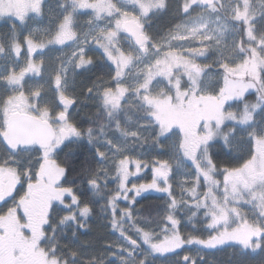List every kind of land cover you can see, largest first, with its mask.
Listing matches in <instances>:
<instances>
[{
	"label": "rangeland",
	"instance_id": "rangeland-1",
	"mask_svg": "<svg viewBox=\"0 0 264 264\" xmlns=\"http://www.w3.org/2000/svg\"><path fill=\"white\" fill-rule=\"evenodd\" d=\"M26 1L32 16L17 22L14 17L20 15L12 3L23 1L10 0L9 5L0 0V25H18L20 31L14 37L0 35L4 49L0 51V264H84L86 256L68 253L61 244L68 226L86 231L85 223L93 214L90 206L96 200L105 209L99 214L104 216L102 223L112 233L107 257L121 264H197L204 255L212 264L215 253L216 264H222L221 253L232 247L238 253H251L238 254L229 263L225 258L224 264H246L250 255L264 253V238L250 248L254 239L264 236V190L254 199L245 194L249 200L240 205L232 198L235 193L229 197L222 185L213 188L212 170L205 182L209 189L200 185L196 175L181 171L177 153L178 148L189 149L190 134H195L193 142L199 147L224 120L235 123L230 134L245 126L251 119L250 108H245L248 100L240 106L239 120L226 106L250 93L260 103L255 109L264 119V95L259 93L264 92V0L211 4L137 0L139 5L135 0ZM42 11L39 19L37 13ZM131 22L149 24L151 46L146 57L121 38L120 28L137 33ZM122 46L130 47L128 56ZM100 57L106 77L90 88L89 95L100 101L108 116L118 115L125 106L126 111L136 106L137 114L139 108L147 113L145 120L127 118L114 132L93 141L99 161L93 175L97 171L115 191L105 195L98 191V183L88 181L91 194L85 203L89 206H83L62 184L66 167L53 156L66 141L82 139L72 120L80 111L75 82L91 59ZM172 74L179 76L172 79ZM18 112L55 124L59 138L50 149L15 155L6 151L2 135L8 118ZM85 130L88 140L92 129ZM205 131L206 136L200 134ZM263 147L264 141L256 142V151ZM172 166L181 168L179 177H170ZM149 194L163 196L169 208L164 222H158L159 217L148 219L150 213L140 211L138 199ZM175 195H180L177 199L183 200L185 211L192 210L186 222H178L173 211ZM204 196L205 209H194L204 205ZM193 228L190 235L187 230ZM77 242L74 245L81 247ZM193 244L196 247L186 248Z\"/></svg>",
	"mask_w": 264,
	"mask_h": 264
},
{
	"label": "trees",
	"instance_id": "trees-1",
	"mask_svg": "<svg viewBox=\"0 0 264 264\" xmlns=\"http://www.w3.org/2000/svg\"><path fill=\"white\" fill-rule=\"evenodd\" d=\"M97 59L98 58L91 59L92 64L89 66V68L85 70H81L79 72V75L77 76L75 82L74 95L76 98H78L79 101L78 107L80 111L75 115V117L72 120L74 127L76 128V130H78L82 139H80V141H78V139H71L70 141H66L56 151V154H54L53 156L56 163L63 166L64 169L65 167L67 169V171L64 173L65 175L63 177L62 184H64L67 187H70L72 193L74 194L73 196H75V198L78 201H81L80 203L83 206L85 205L89 206L87 203H85L86 202L85 199L88 198V196L91 194L90 190L88 189V183H87L88 181L90 185L91 184L95 185V182L98 183V191L99 192L105 191L104 192L105 195L108 192L113 194V192L115 191L111 186L112 185L111 182L107 181L104 183L99 179V176L97 175V171L93 175V172L95 171V168H97V165L99 163V161H97L98 156L95 151L96 143L94 142H97V140H101V138L108 135V133L114 132V130H116L114 129L115 126L118 124L121 125L124 122V120H127V118H132L133 120L137 119V121L139 122L141 119L142 120L146 119L144 115L147 113L143 109L139 108L140 112L137 114L134 111L137 109L136 106L126 111L128 107L125 106L119 110L118 115L115 116V112H114L113 114L108 116L107 109H105L101 105L100 101L89 95L90 88L92 86L99 84V82L103 79V77H106L103 75L104 69L106 68V64L103 62L101 57L99 61ZM261 75L262 76L264 75V70L261 72ZM259 93L262 96L264 95V92L262 91ZM245 100H248L249 102L248 108H250L249 110L251 111L254 106L259 104L254 93H250V95H248ZM232 103L234 105L233 106L234 108L237 107V111L235 112H236V116L238 117V113H240L238 112L240 109V103L242 104L243 102H235L236 104L234 102H230L231 106ZM133 111L135 112V114H133ZM87 128L92 129V131L90 132V134L92 135L89 136L90 138H88L90 142L92 141L91 143L85 137L86 136L85 132H87L85 129ZM22 151L25 150H19V152ZM220 166L227 167L223 164ZM216 174L217 177L220 176L219 169L216 171ZM84 191H85V195L82 194V192ZM161 198L162 199L160 201L159 197L149 195L146 199L138 200L140 202V204L138 203L139 204L138 207H140V211L143 210V212H145L146 214L150 213L149 216L147 217L148 219L154 218L155 221V219L159 217L158 222L161 221L164 222L163 220L167 216V207L164 205V201H162L163 197ZM93 200H95V198H93ZM96 201H97L96 205L94 202L92 203L93 205L90 204L91 205L90 209L92 210L93 214L91 213V216L87 219L85 223V226H87L86 231L82 233L80 230L78 229L75 230L74 228L68 226L67 229L68 232H66L65 235L63 236L64 242L61 244V246L67 249L68 253H75V251L76 252L79 251L80 255L86 256V258L83 259L84 261H86L84 264H121V261L114 259L112 257H107L109 253L108 252L109 241L107 240H110V238L112 237L111 235L112 233H110V230L108 228L106 230V228L104 227L106 225L105 224L103 225L102 223L104 216L102 217V215H99L100 213H104L105 211V209L103 208V204L100 203L101 201L100 202L98 200ZM138 207L136 209H138ZM137 217L138 219L141 220V218L138 215ZM73 236L76 237V240L75 239L73 240L74 238ZM260 239L262 242L263 237L260 236L258 238L256 245L258 244ZM71 240L75 242L72 244ZM78 240H80L79 245H81V247L76 246ZM234 248L235 247L226 248V250H223V252L220 255L223 258L220 259L223 262L222 264H224L225 258H227L226 262L229 263V261L232 260L234 257L236 259V256L238 254H240L241 256L243 254H247L250 252L249 250H247V253L246 252L238 253L236 250H233ZM256 248L257 247H255L254 249ZM201 251L205 253H212V252L214 253V251H206V250H201ZM166 256L167 257L164 258L172 257L171 255H166ZM215 257H217L216 253L215 255H212L211 258L212 264L217 263L216 260H214ZM250 258H251L250 260H247V262H245L246 264H264V253L258 252V255L256 256L250 255ZM207 259L208 256L204 255L203 259L198 261L197 264H211L210 262L208 263Z\"/></svg>",
	"mask_w": 264,
	"mask_h": 264
},
{
	"label": "flooded vegetation",
	"instance_id": "flooded-vegetation-1",
	"mask_svg": "<svg viewBox=\"0 0 264 264\" xmlns=\"http://www.w3.org/2000/svg\"><path fill=\"white\" fill-rule=\"evenodd\" d=\"M9 1L10 0H4V2H8V3ZM22 1L23 2L19 4L15 2L12 3V4H16L15 8L17 10V13H19L20 15V16L15 15L17 18L14 17L16 19L14 21H17V22H22L24 18H28L32 16V15H28L29 12H27L28 10H30L29 9L30 6L28 5L29 3L26 0H22ZM123 1L127 3L126 0H123ZM138 1H141V0H138ZM138 1L135 0V3H138L139 5ZM10 4L11 3H9V5ZM18 6H21V7H18ZM24 15H26V17H24ZM43 15H44L43 11L41 14L39 12L37 13V16L39 17V19L43 18ZM150 24L152 25L153 22H151ZM131 25L136 30L137 33L129 32V31L124 30L123 28H120L121 38L123 36V38L126 39V41L133 46L136 53H138V55L141 58L146 57L147 53L145 51L149 50L151 46V42L148 37L149 28H150L148 26L149 24L145 26L141 24H139L140 26H135V24L132 23ZM31 26L32 25H29L25 30L29 29V27ZM143 26L146 29H144ZM16 32H17V35L20 32L18 25H16L15 28L9 27L6 24L0 25V35L4 33V36L6 37H10V36L14 37ZM2 41L3 39L0 37L1 53L4 52V49L1 48ZM129 48L130 47H126V49L124 50V47L122 46L123 52L124 54H126V56H128L127 51H129ZM132 65L127 68V72L125 73L126 77L129 76L130 72L132 71L131 69ZM177 76L179 75L177 74L170 75L172 79ZM244 98L245 97L241 98L239 101L244 103ZM248 104L249 103L247 102L245 106L246 109L248 108ZM229 110H231L230 112L234 113V118L236 120L237 119L239 120V114L237 117L236 112H235L237 111V108H234L233 106H231ZM248 111L250 112L249 117H251V119L249 118L247 119L248 122L247 124H245V126L246 125L249 126L248 129L245 126L241 128L238 127V131L230 134L231 126L235 123H233L231 119L224 120L222 122V127L219 130L217 128L215 129V135L212 134V137H210L208 141L200 144L199 147L196 146L195 143L193 142L194 137H196L195 134L194 135L190 134L191 141L189 143V149L186 150L183 148H178L177 150V153L179 155V160L181 161V165L183 166V169L175 168L172 166L171 168H169L170 177H172V179L175 178L176 176L179 177L180 169L181 171L186 170V172H189V174L191 173L192 175H196L200 181V185L204 188L206 184L205 183L206 179H208L207 172L211 170L217 171L219 169V172H220V176H218L220 177L219 183L223 185V188H225L226 193H229V190H230L231 194H234V193L236 194L232 198H236V200L239 202L240 205L244 203V199L249 200L246 197H244L245 194H247L249 198L254 199L255 193H262L263 192L262 190H264V147L262 151H258V150L256 151V142L264 141L263 118L260 112H256L252 114L251 110H248ZM19 113L20 112H18L17 114ZM17 114L14 113L9 118L16 117ZM225 124L226 126H223ZM225 128L228 129V133H223V129ZM56 133L58 137L59 136L58 131ZM218 133L219 134L221 133L223 135L219 136L217 135ZM200 134L201 135L203 134L204 136H206L207 132L205 131V133L202 132ZM200 151H202L203 153L202 159H199ZM222 164L227 167H224V166L221 167L220 165ZM230 174L231 176H229ZM47 181H48L47 177H44L43 184H45ZM16 189H17V184L13 186V190H16ZM179 196L176 195L175 198H173L174 200L173 201V205H174L173 211L176 214V218L178 222L182 223L183 221L187 220V218L191 217L192 210L189 213L188 211H185L186 209L184 210L182 208L183 200L181 199L179 201L177 199V197ZM147 197L148 196H144V197H141L140 199H146ZM204 200H205L204 205H198L194 209L198 208L199 210H202V209L204 210L207 204V201H208L206 199V196H204ZM0 201H1V198H0ZM188 213L190 214V216H188ZM1 228H4V227H1ZM193 247H186V248L191 249ZM182 249L183 247H181L180 250ZM173 254L174 253H172L171 256H173Z\"/></svg>",
	"mask_w": 264,
	"mask_h": 264
},
{
	"label": "water",
	"instance_id": "water-1",
	"mask_svg": "<svg viewBox=\"0 0 264 264\" xmlns=\"http://www.w3.org/2000/svg\"><path fill=\"white\" fill-rule=\"evenodd\" d=\"M5 134L3 144L10 154H16L21 148L49 149L56 137L52 124L31 114L10 118Z\"/></svg>",
	"mask_w": 264,
	"mask_h": 264
},
{
	"label": "snow or ice",
	"instance_id": "snow-or-ice-1",
	"mask_svg": "<svg viewBox=\"0 0 264 264\" xmlns=\"http://www.w3.org/2000/svg\"><path fill=\"white\" fill-rule=\"evenodd\" d=\"M66 171H67V170L65 169V172H66ZM84 211H87V209H85ZM168 219L171 220V217H169Z\"/></svg>",
	"mask_w": 264,
	"mask_h": 264
}]
</instances>
